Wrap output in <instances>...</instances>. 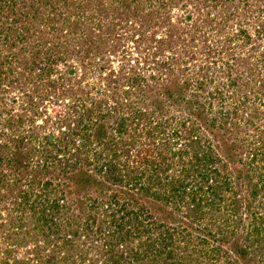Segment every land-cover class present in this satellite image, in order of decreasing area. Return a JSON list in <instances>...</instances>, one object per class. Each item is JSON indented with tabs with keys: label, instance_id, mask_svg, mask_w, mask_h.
I'll use <instances>...</instances> for the list:
<instances>
[{
	"label": "trees",
	"instance_id": "trees-1",
	"mask_svg": "<svg viewBox=\"0 0 264 264\" xmlns=\"http://www.w3.org/2000/svg\"><path fill=\"white\" fill-rule=\"evenodd\" d=\"M116 2L0 0V45L7 46V56L21 62L25 71L39 79L46 77V85L54 89L53 66L75 55L71 44L81 50L86 46L90 55V51L99 50L95 39H101L95 30L102 26L95 20L110 18ZM239 2L243 8H254L249 0ZM222 4L240 8L233 0H222ZM62 7L65 12L60 13ZM6 17H13L14 29L4 25ZM262 26L255 40L243 28L231 37L244 45L259 42L264 39ZM80 30L82 34H78ZM197 41L192 35V45ZM261 45L254 50L258 52L241 59L238 68L234 66L236 52L227 50L228 60L222 62L219 73L212 72V54L205 53L193 67L197 80L173 79L156 97L151 95L150 110L132 111L131 117L120 115L115 124H109L104 119H93V123L92 111L80 114L73 106L61 122L60 129L66 127L62 136L45 133L40 150L18 147L13 165L23 176L32 174L31 187L36 177L47 178L53 173L58 178V166L65 176L58 185L52 178L38 182L41 190L34 201L32 191L17 194V206L28 217L22 214L20 219L10 218L5 223L0 219V233L2 226L9 230L5 243L0 240V264H264V124L258 123L263 114L255 101L237 95L244 79L238 75L244 69L253 90L258 91L255 100L264 108ZM4 75L1 70L2 80ZM209 75L215 76L218 87L204 93L213 82ZM143 82L139 74L133 77L132 86ZM225 90L235 99L234 107L208 111L216 102L223 105ZM168 103L184 114L171 115ZM70 113L78 118L69 122ZM150 115L153 119H148L147 127L131 129ZM87 120L92 126L88 127ZM12 121L13 117L10 126ZM116 134L122 136V146L115 142ZM250 134L252 142L246 136ZM1 148L4 152L7 146ZM35 152L41 154L42 161L33 168ZM70 194L77 196L69 215L74 217L64 221L73 207L64 202ZM92 207H98V216L92 215ZM76 210L82 215L74 214ZM82 219L85 228L74 226L62 236L73 221ZM98 234L106 248L98 245L102 251L94 258L90 254L96 239L92 238Z\"/></svg>",
	"mask_w": 264,
	"mask_h": 264
},
{
	"label": "rangeland",
	"instance_id": "rangeland-1",
	"mask_svg": "<svg viewBox=\"0 0 264 264\" xmlns=\"http://www.w3.org/2000/svg\"><path fill=\"white\" fill-rule=\"evenodd\" d=\"M211 1L213 0H117L113 6L111 5L113 12L111 11L110 18L97 17L95 20L96 25L102 26L95 30V34L101 39V42L98 38L95 39V46L99 50L90 51V55L85 52L86 46L81 50L79 46L75 47V44H71L70 50L75 51V55L69 56L52 68V75L56 81L54 89L48 88L46 77L39 79L29 70L25 71L21 62L7 56L9 53L7 46L0 45V73L1 70L5 73L4 80L0 78V116L2 114L0 117V219L4 223L10 218L22 217L23 211L18 208L19 200H16L19 192L32 191L35 196L31 201H34L37 197L36 193L41 190L38 182L52 178L54 185H58L64 179L65 175L58 166L57 170L54 169L60 178L55 179L53 173L47 178L36 177L37 182L31 187L32 174L23 176L15 171L13 158L18 147L28 149L30 152L32 149L40 150L45 144V133H54L56 138L62 136L61 131L66 127L60 129L61 122L73 106H76L80 114L92 111L93 123H95L93 119H104L109 124H115L120 119L117 118L120 115L131 117L132 111H137L138 114L139 109H143V112L152 109L151 100L160 93L161 87L172 85L173 79L190 77L197 80L198 76L193 73V67L205 53L212 54L210 61L208 59L213 63L212 72L219 73L222 71V62L228 60L225 55L227 50L236 52L238 57H235L236 68H238L237 64L243 62L241 59L258 52L254 50L264 44V39L259 42L252 40L253 42L244 45L241 41L234 40L231 35L237 34L243 28L248 30L255 40L258 36L257 30L264 25V13H262L264 0H249L254 8H243L239 0H233L234 3L239 4V9L226 8L222 0ZM205 2L209 3V6L204 5ZM62 8L60 13L65 12V7ZM12 19L13 17L9 20L6 17L3 22H7L4 25L8 28L14 29V25H11L14 24ZM76 20L77 17L75 22ZM81 25H83L82 20ZM82 33V30L78 32V34ZM192 35L198 40L193 45ZM229 38H232L231 42L228 41ZM261 47V50H264V46ZM13 51H17V47H14ZM29 57L30 54L26 59ZM21 59L26 61L22 56ZM45 65L43 64L42 67ZM39 67L35 69L36 75L40 72ZM240 71L242 74L238 76L244 79L239 82L243 86L239 85L237 95L248 96L252 103L255 101L258 111L263 114L258 123L264 124V108L260 100H255L258 91L253 90L255 86L248 82L249 78L244 69ZM234 73L236 74L235 68ZM139 74L145 79L144 85L132 86L133 77L136 78ZM209 77H212L213 82L208 84L204 93L214 92L218 87L215 76L209 75L208 80ZM224 93L227 96L225 95L223 105L220 106L216 102L218 104L215 103L208 111L212 110L214 113L234 107L233 96L226 90ZM168 105L170 106L169 103ZM170 108L171 115L181 117L184 114L177 110L175 105H171ZM11 117H13V121L10 122L12 126L8 124ZM69 117V122L78 118L76 114L72 116L71 113ZM21 118L23 120L19 123ZM149 118L153 119V116L144 118L140 126L132 125L130 119L131 129L140 131L147 127ZM87 121L88 127L92 126V122ZM114 130L116 131V128ZM246 136L252 142L253 135ZM115 139L120 146L124 144L120 134H116ZM95 144L93 151L96 150ZM256 144L262 147L261 143ZM3 145L7 146L4 152L1 148ZM40 155L36 154L33 157L32 167L41 163ZM19 179L22 180L19 182L17 181ZM9 191H14L16 194H10ZM91 196L96 197L97 194ZM76 198L77 196L70 194L64 199L68 206H73L70 208V213L64 216V221L74 210ZM93 207L92 215L98 216L95 214L98 207ZM74 214L82 215L81 210H76ZM73 217L72 215L69 218ZM73 223L70 227L66 225V228H69L62 233L63 237L67 235V231L75 228L74 226L83 225L82 229L86 226L85 219ZM1 229L0 240L4 244V238L9 230L8 227L3 226ZM81 233H84V230H81ZM92 239L96 241L95 247H91L90 255L97 258L101 249L106 248L105 241L100 234L94 235ZM181 245L184 243L181 242Z\"/></svg>",
	"mask_w": 264,
	"mask_h": 264
}]
</instances>
